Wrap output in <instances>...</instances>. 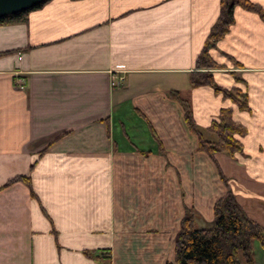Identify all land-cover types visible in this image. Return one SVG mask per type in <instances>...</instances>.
Segmentation results:
<instances>
[{
	"label": "crops",
	"instance_id": "crops-1",
	"mask_svg": "<svg viewBox=\"0 0 264 264\" xmlns=\"http://www.w3.org/2000/svg\"><path fill=\"white\" fill-rule=\"evenodd\" d=\"M219 12L220 0H47L0 24V264H165L185 208L206 226L227 188L264 228V18L235 6L208 49L213 81L244 91L247 110L188 80ZM170 91L207 140L231 108L242 151H198Z\"/></svg>",
	"mask_w": 264,
	"mask_h": 264
},
{
	"label": "trees",
	"instance_id": "trees-1",
	"mask_svg": "<svg viewBox=\"0 0 264 264\" xmlns=\"http://www.w3.org/2000/svg\"><path fill=\"white\" fill-rule=\"evenodd\" d=\"M235 6L258 13L264 18L261 8L250 0H220L218 18L210 30L202 52L196 59V70L189 73L188 80L192 87L211 86L216 92H221L225 97L230 98L240 110H247L246 93L239 88H221L215 84L210 72V69L218 68L219 65L210 58L208 49L215 45L233 23ZM27 12L1 17L0 24L22 20ZM169 94L181 101L188 129L197 135L198 151L208 155L215 152L233 155L242 151V143L235 135H244L246 128L240 122L233 120L231 108L220 109L217 119L211 122L208 130L216 135V140L211 141L205 139L197 128L188 103L180 98L176 91H170ZM15 179L30 182L23 176ZM222 179L225 180L223 177ZM200 217L193 208H185L179 230L174 237V260L166 261L165 264H255L252 241L257 239L264 247V228L247 216L230 188H227L226 192L214 202L213 220L210 224L198 227L197 222ZM94 253L96 252L85 251L88 256L95 257Z\"/></svg>",
	"mask_w": 264,
	"mask_h": 264
},
{
	"label": "water",
	"instance_id": "water-1",
	"mask_svg": "<svg viewBox=\"0 0 264 264\" xmlns=\"http://www.w3.org/2000/svg\"><path fill=\"white\" fill-rule=\"evenodd\" d=\"M47 0H0V18L29 11Z\"/></svg>",
	"mask_w": 264,
	"mask_h": 264
},
{
	"label": "built area",
	"instance_id": "built-area-1",
	"mask_svg": "<svg viewBox=\"0 0 264 264\" xmlns=\"http://www.w3.org/2000/svg\"><path fill=\"white\" fill-rule=\"evenodd\" d=\"M119 79H121V78H119ZM111 84H112V86H114L115 85V81L112 80Z\"/></svg>",
	"mask_w": 264,
	"mask_h": 264
}]
</instances>
